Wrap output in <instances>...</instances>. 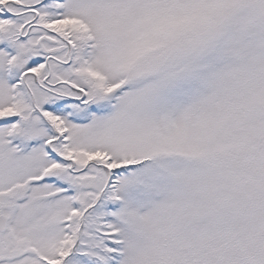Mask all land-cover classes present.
I'll return each mask as SVG.
<instances>
[{"label": "snow or ice", "instance_id": "snow-or-ice-1", "mask_svg": "<svg viewBox=\"0 0 264 264\" xmlns=\"http://www.w3.org/2000/svg\"><path fill=\"white\" fill-rule=\"evenodd\" d=\"M0 264H264V0H0Z\"/></svg>", "mask_w": 264, "mask_h": 264}]
</instances>
